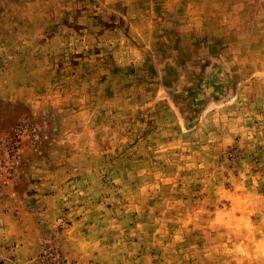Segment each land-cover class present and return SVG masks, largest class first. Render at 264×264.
I'll return each instance as SVG.
<instances>
[{"label": "rangeland", "instance_id": "rangeland-1", "mask_svg": "<svg viewBox=\"0 0 264 264\" xmlns=\"http://www.w3.org/2000/svg\"><path fill=\"white\" fill-rule=\"evenodd\" d=\"M3 195L0 264H264V0H0Z\"/></svg>", "mask_w": 264, "mask_h": 264}, {"label": "crops", "instance_id": "crops-1", "mask_svg": "<svg viewBox=\"0 0 264 264\" xmlns=\"http://www.w3.org/2000/svg\"><path fill=\"white\" fill-rule=\"evenodd\" d=\"M2 193H6L7 192L4 190H2ZM8 195V194H7ZM12 199L9 198V196H1L0 197V209L2 210V213H0V217L3 216H7L8 212L6 209H4L5 205H7ZM17 201V200H16ZM16 224H20V220L16 221ZM37 227V226H36ZM27 228L29 229V231H34V223H28L27 224ZM4 229L5 232H7V227L3 226V224H0V230ZM5 239V238H4ZM21 240L23 241L22 246H21V250H19L20 254L22 253V256H24V259H27V257L29 255H34L38 252L37 250V246H38V242H36V238L34 236H32L29 233H22L21 234Z\"/></svg>", "mask_w": 264, "mask_h": 264}]
</instances>
